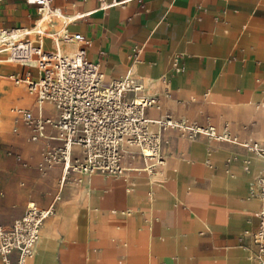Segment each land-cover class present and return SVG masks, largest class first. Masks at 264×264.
<instances>
[{
    "label": "crops",
    "instance_id": "0c3cea01",
    "mask_svg": "<svg viewBox=\"0 0 264 264\" xmlns=\"http://www.w3.org/2000/svg\"><path fill=\"white\" fill-rule=\"evenodd\" d=\"M54 7L67 17H85L67 25L57 18L44 23L47 51L56 50L54 35L80 34L90 42L88 58L101 65L106 84L133 70L144 89L130 98H162V110H148L149 118L170 115L219 131L228 125L240 143L169 129L162 133L165 165L155 174L143 170L137 148H126L124 176L71 173L63 184L61 166L47 176L37 170L44 148L58 142L27 143L23 124L14 133L11 108L34 106L24 95L23 105L6 106V116L0 112L11 137L0 136L2 225L9 228L30 203L54 205L27 264H254L252 241L239 238L257 227L260 202L250 191L264 172V156L242 144H264V0H55ZM34 8L26 0H3L0 28H34L41 18ZM82 47L59 44L65 55ZM177 58L182 72L174 69ZM19 67L20 74L10 73L7 81L24 72ZM16 86L26 91V84ZM11 91L0 89V100ZM43 114L57 116L50 103ZM73 158L83 162L84 150L75 146ZM0 264H19V253L8 263L0 256Z\"/></svg>",
    "mask_w": 264,
    "mask_h": 264
},
{
    "label": "built area",
    "instance_id": "2783aa9c",
    "mask_svg": "<svg viewBox=\"0 0 264 264\" xmlns=\"http://www.w3.org/2000/svg\"><path fill=\"white\" fill-rule=\"evenodd\" d=\"M54 2L26 0L28 5L37 8L41 16L34 28H0V66L11 64L24 69L21 75H11L9 79L16 85L26 84L29 95L36 98L39 107L38 114L19 106L11 108L14 133L18 134V126L23 124L28 133L27 143L37 144L42 140L58 142V145L48 144L41 153L37 170L42 176L61 166L63 184L71 173L122 177L127 172L121 164V155L126 148H137L146 163L143 170L155 174L157 168L165 165L162 133L169 129L185 132L191 138L204 135L217 141L240 143L228 125L219 131L212 125L200 126L170 115L156 120L149 118L148 110H162V98H130V95H137L144 89L133 70H129L124 78L106 84L101 65L88 58L90 42L80 34L64 32L54 35L56 50L47 51L44 23H52L57 18L63 19L67 25L85 17H67L60 8L54 7ZM62 42L80 43L83 47L72 55H65L59 48ZM174 69L183 71L179 58ZM165 97H170L168 91H165ZM45 103L55 107L56 117L43 114ZM153 125L158 127L157 131L152 130ZM48 130L55 131L56 135L49 136ZM242 145L248 151L264 156L263 143L249 141ZM75 146L84 150L83 162L73 158ZM7 154L23 167H28L21 154L14 150ZM250 196L260 202L256 214L257 227L246 230L239 241L243 243L250 239L255 247L254 264H264V172L253 183ZM4 197L0 191V199ZM53 212L54 205L43 209L30 203L25 214L9 228L3 227L0 215V256L5 263L14 252L19 253V264H27L33 258L41 227Z\"/></svg>",
    "mask_w": 264,
    "mask_h": 264
},
{
    "label": "rangeland",
    "instance_id": "374dc122",
    "mask_svg": "<svg viewBox=\"0 0 264 264\" xmlns=\"http://www.w3.org/2000/svg\"><path fill=\"white\" fill-rule=\"evenodd\" d=\"M34 12L35 13L37 12L36 8H34ZM9 70H13V68H9ZM0 83H1L0 84V89H9V90H12L11 92H9V95L5 99H3L2 101L0 100V112H1V116H6V113H7V111L5 112V107L6 106H8V105L10 106L12 104H17V103H20V104L23 105V102L26 101L24 95H27V96H29V95H28L27 88H26V91H27L26 92L25 91V88L23 86L18 87L12 81H7V80H4V79H1L0 80ZM14 90H17L19 92H15ZM16 99H19V102ZM33 99L36 102V98H33ZM13 100H15V101H13ZM26 108H28L29 110H32L30 107H27L26 106ZM36 110L39 111V107L37 105V102H36ZM32 111L35 114L38 113L37 111H34V110H32ZM0 123H1V126H3L4 128L7 126V128H5V129L2 128L0 130L1 139L3 141H9V140H11V137L9 135L10 122L8 123V120L7 119H3V118L0 117ZM249 257L252 260V257L253 256L251 254L249 255Z\"/></svg>",
    "mask_w": 264,
    "mask_h": 264
},
{
    "label": "bare ground",
    "instance_id": "6f19581e",
    "mask_svg": "<svg viewBox=\"0 0 264 264\" xmlns=\"http://www.w3.org/2000/svg\"><path fill=\"white\" fill-rule=\"evenodd\" d=\"M47 41H50V37H48L46 39ZM6 68H15V70H12V71H7ZM20 71H21V68L19 66H10V65H1L0 66V80L1 79H4V80H7V76L10 74V73H17V74H20ZM20 87V86H18ZM29 95V93H28ZM30 96V95H29ZM32 99L34 98L33 96H30ZM34 101V106L33 107H30L32 110H36V102L35 100L33 99ZM25 131V130H24ZM122 160H123V155H121V164H122ZM123 166V165H122ZM257 214V212L255 213V215Z\"/></svg>",
    "mask_w": 264,
    "mask_h": 264
}]
</instances>
